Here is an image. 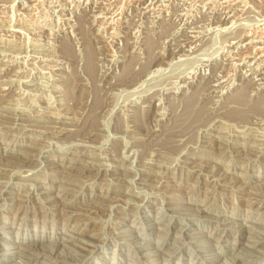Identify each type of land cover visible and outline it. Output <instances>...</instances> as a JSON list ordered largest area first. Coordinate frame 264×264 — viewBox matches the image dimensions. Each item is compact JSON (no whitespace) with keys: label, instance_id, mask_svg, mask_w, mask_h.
<instances>
[{"label":"rangeland","instance_id":"374dc122","mask_svg":"<svg viewBox=\"0 0 264 264\" xmlns=\"http://www.w3.org/2000/svg\"><path fill=\"white\" fill-rule=\"evenodd\" d=\"M0 264H264V0H0Z\"/></svg>","mask_w":264,"mask_h":264},{"label":"bare ground","instance_id":"6f19581e","mask_svg":"<svg viewBox=\"0 0 264 264\" xmlns=\"http://www.w3.org/2000/svg\"><path fill=\"white\" fill-rule=\"evenodd\" d=\"M230 1H231V0H230ZM259 6H260V5H259ZM220 7H221V6H220ZM227 11H228V10H227ZM14 22H15V21H14ZM10 30H11V29H10ZM31 37H32V36H31ZM15 39H16V38H15ZM254 47H255V46H254ZM40 50H41V49H40ZM258 50H259V49H258ZM253 51H254V50H253ZM256 51H257V50H256ZM14 52H15V51H14ZM18 55H19V54H18ZM30 55H31V54H30ZM31 56H32V55H31ZM40 57H41V56H40ZM90 58H91V57H90ZM90 58H88V60H90ZM28 59H29V58H28ZM90 61H91V60H90ZM90 61H89V63H91ZM23 63H24V62H23ZM86 65H87V64H86ZM86 65H85V67L88 66V65H87V66H86ZM89 68H91L90 65H89ZM89 68L87 67V69H89ZM91 69H92V68H91ZM84 70L86 71V69H84ZM30 71H31V70H30ZM88 71H90V70H88ZM88 71H86V72H88ZM28 73H29V72H28ZM87 74H88V73H87ZM18 82H19V81H18ZM18 84H19V83H18ZM18 86H19V85H18ZM6 94H7V93H6ZM188 102H189V101H188ZM28 105H29V104H28ZM255 106H256V105H255ZM184 107H185V105H184ZM187 107H188V106H187ZM187 107H186V108H187ZM26 108H27V107H26ZM252 108H253V106H252ZM16 109H17V108H16ZM253 109H254V108H253ZM40 110H41V109H40ZM255 110H256V109H255ZM255 110H254V111H255ZM250 111H251V110H250ZM188 112L190 113V111H188ZM188 112H187V113H188ZM256 112H257V111H256ZM41 113H42V110H41ZM190 114H191V113H190ZM18 115H19V114H18ZM188 116H190V115H188ZM188 116H187V117H188ZM244 116H245V115H244ZM127 131H128V130H127ZM224 174H225V173H224ZM71 178H72V177H71ZM228 178H229V177H228ZM35 193H36V192H35ZM50 200H51V199H50ZM210 209H211V208H210ZM196 234H201V233H196ZM38 240H39V239H38ZM40 240H41V239H40ZM254 241H256V240L254 239ZM198 242H199V241H198ZM198 242H197V243H198ZM205 242H206V241H205ZM14 245H15V244H14ZM37 245H38V244H37ZM253 245H254V244H253ZM134 246H135V245H134ZM22 248H23V247H22ZM52 248H53V247H52ZM25 249H26V248H25ZM28 249H29V250H32V249H33V250H35V251L37 250V248H36L35 245L28 246ZM150 253H151V252H150ZM8 254H9V253H8ZM14 254H15V253H14ZM152 254H153V253H152ZM155 254H156V253H155ZM20 255H21V254H20ZM153 255H154V254H153ZM212 255H213V254H212ZM19 258H20V257H19ZM21 258H22V257H21ZM208 258H209V257H208ZM218 258H219V257H218ZM216 259H217V257H216V256H213V260H216ZM208 260H209V259H208ZM224 263H225V262H224Z\"/></svg>","mask_w":264,"mask_h":264}]
</instances>
